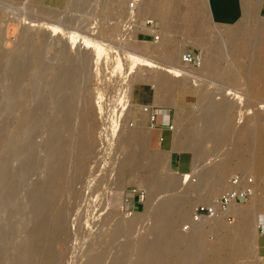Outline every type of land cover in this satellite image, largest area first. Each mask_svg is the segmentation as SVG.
<instances>
[{
    "label": "rangeland",
    "instance_id": "374dc122",
    "mask_svg": "<svg viewBox=\"0 0 264 264\" xmlns=\"http://www.w3.org/2000/svg\"><path fill=\"white\" fill-rule=\"evenodd\" d=\"M129 1L0 0V264L33 262L28 251L34 246L43 254L36 264H82L92 252L101 251L103 247H108L110 252H103L105 258L101 264H107L110 258L120 255L122 264L132 263L135 253L125 252L136 240L151 237L147 228L152 223L135 226L128 235L126 233L123 243L117 242L123 236L109 244V241L106 243L100 239V234L115 230L113 216L136 221L145 216L149 202L160 203L168 192L153 190V172L149 164H126L127 153L122 145L126 140L124 137L130 132L141 135L146 133L143 135L144 142L141 139V152L148 161L157 155L161 157L162 165L157 167L160 177H176L180 187H187L186 197L190 201L187 219L178 223L176 239L184 235L195 236V240L189 247L175 242L172 244L173 249L184 252L191 248L190 251L197 254V264H202L203 260L210 262L217 256L226 257L223 264H264V178L253 169L244 172L234 168L223 178V183L226 181L227 184L229 177L236 172L254 177L258 210L255 215L251 214L247 233L239 231L244 220L235 209H251L254 203L252 197L232 206L235 216L230 222L205 219L200 222L203 232L192 233V226L188 231L183 230V225L189 222L194 205L213 201L224 188L221 186L213 198L199 197L200 190L196 188L201 179V169L197 166L204 167L210 163V154L200 150L196 155L198 165L193 167L195 161L189 149L199 144L209 131L208 123L203 119L201 121V117L208 116L207 112L213 105L215 107L226 102L241 107L240 117L249 119L247 129L255 127L252 133L255 134L254 140L250 146L247 145L244 159L248 165L255 161L252 153L253 147L258 145L257 124L264 120V79L248 72L252 69L251 56L263 39L252 41L248 45L249 54L243 57L234 52L222 34L217 33L220 25L242 27V17L238 21L219 24L210 20L204 0H197L195 9L191 7V0H170L166 22L162 23L156 13L142 10V0H137L135 6H130ZM215 1L210 0V3L211 8L217 12ZM129 12L132 15L127 24ZM257 12L255 23L264 24V9L260 4ZM199 18L205 25L210 42L221 41L222 53L217 57V64L226 69L227 73L202 74L201 67L194 72L181 73L178 70L177 65H182L180 55L185 49L198 52L203 64L208 45L201 47L189 37L192 25ZM150 19L153 24L147 26L146 20ZM139 30L151 32L152 36ZM153 34H157L158 39ZM166 35H170L171 40L167 43L168 50L177 55L174 62L171 60L174 65L170 61L167 63L162 54L152 50ZM157 71H165L170 75L175 71L176 75L181 74L180 78L189 79L183 78L186 82L176 85L186 84L197 89L196 106L188 110L179 108L181 119H177L175 113L173 130L168 128L170 132L166 131V134L169 133V140L162 146L147 137L155 136L148 112L144 111L146 115H142L141 107L146 103L139 98L134 100V104L131 101L133 85L148 81L154 86L156 94L164 98L163 102L157 95L159 101H162L160 104L170 102L173 95L168 97L165 89H172L169 94H173L176 85L165 86L164 91H158V83L150 78V74ZM187 72L192 73H188L187 77ZM63 111L71 115L70 128H73V143L68 150L69 164L66 162L64 165L59 163L62 157L58 153L54 154L57 152L56 143L61 139V130L57 129L59 119L69 117ZM82 118H89L87 124H94L95 141L91 152L81 162L75 159L78 155L76 140H80L82 134L79 124ZM177 127L185 130L184 137L180 139L174 136ZM164 138H168L165 133L161 141ZM181 139L187 148L179 144ZM175 150L189 152V170L179 171L172 165ZM230 161L235 163L236 159ZM188 164V157L181 156L178 167L181 169ZM60 170L65 172L67 178L65 187L55 196L45 197L50 177ZM78 182L82 195L75 200V185L79 188ZM133 186L143 188L146 192L143 206L135 204L134 210L127 208L124 200L126 188ZM58 215L65 219L61 231L64 235L58 240H51L57 235V231H54ZM100 217H104L106 223L102 222L103 219L99 220ZM200 223L194 226L200 227ZM214 223H219V232L212 228ZM235 229L238 231L232 233ZM232 249L241 253L239 257L233 259L230 252ZM51 252L55 254L53 261L47 258Z\"/></svg>",
    "mask_w": 264,
    "mask_h": 264
},
{
    "label": "bare ground",
    "instance_id": "6f19581e",
    "mask_svg": "<svg viewBox=\"0 0 264 264\" xmlns=\"http://www.w3.org/2000/svg\"><path fill=\"white\" fill-rule=\"evenodd\" d=\"M262 1L263 0H241L242 18L244 21V24L242 25V27H240V26L228 27V26L220 25L217 28V33L222 34L225 41L227 40V43L230 46H232L234 52H236L237 55H240V56L243 55V57L245 55L247 56L249 54L248 53V47H249L248 45L251 44L252 41H255L259 38L263 39V42L259 44L258 48L256 47L257 49H256V52L253 53L254 55L251 56L253 58V59L251 58L252 69H250V71L249 72L247 71V72L250 73L251 75L253 74L252 76L257 75L259 78L264 79V24L262 23V24L257 25L255 23L256 22L255 21L256 16L258 15L257 8H258L259 4L260 5L262 4ZM204 2H205V6L207 9L208 15H209L207 1L204 0ZM196 3H197V0H191V7L193 9H195ZM141 8L144 12L156 13L161 18L162 23H165L166 22V14H167L168 9L170 8V0H142ZM209 18L211 21H213L212 18L210 17V15H209ZM214 22H216V21H214ZM219 24H225V23H219ZM146 25L150 26V24H147V23H146ZM144 30H146V29H144ZM149 30L151 31V29H149ZM165 30L170 31L169 29H165ZM161 31L163 32V30H161ZM189 33H190L189 37H191L201 47L204 45H206V47H207V45H208V47H207L208 52L205 50L206 52L204 53L205 54L204 59L202 58L203 64H202L201 58H200V63L198 65L184 63L182 61L181 55H180V59H181L180 62L182 65H180V66L177 65L178 70L181 73H184L186 71L194 72V70H197L201 67L200 72L202 74L204 72L205 73H215V72H217V73L218 72L219 73L226 72L227 73L226 69L219 67V65L217 64V57L219 55H221V53H222L221 41L216 40V41L210 42V39L208 38L209 36L207 34L205 25L203 24V22L201 21L200 18L198 20H196L195 23L192 25V28L190 29ZM161 34L163 35V33H161ZM166 34H168V33H166ZM169 36L166 35L165 39H163V37H162L161 38L162 39V41H161L162 45H160L161 43H159V45L156 46L152 50L154 51V53L162 54L167 59L166 60L167 63L170 61L169 63L171 64V60L173 61V59H175L176 54H174L171 50H168V48H167V43L171 42ZM156 39H158V38H156ZM208 43H210V44H208ZM202 56H203V54H202ZM240 56H238V57H240ZM75 60H78V59H75ZM242 64H243V62H242ZM239 65H241V64L239 63ZM240 67H242V66H240ZM157 68H159V67L157 66ZM161 70H162V68H161ZM200 72H198V73H200ZM228 72H230V71H228ZM61 73H63V72H61ZM171 73H172V75L165 73V71H161V72L157 71L155 73L152 72L150 74L151 80L156 81L155 83H158V85H157L158 87H156V89L158 91H160L161 89L162 90L165 89V86L173 87L174 85H176L178 83H184V82H186L185 80H189L188 78L185 79L186 77L185 78L183 77L185 79V80H183V78H180L181 74L176 75L175 71H173ZM188 73L189 72H187L185 75H187ZM191 73H189V74H191ZM195 73H197V71ZM182 75L185 76L184 74H182ZM187 77H188V75H187ZM167 82H169V83H167ZM196 82H194V83H196ZM164 83H165V85H163ZM171 90L172 89H168V88L165 89L166 95L168 97L173 95V94H169V92H171ZM159 97L161 98V96H159ZM164 97L167 99L166 96H164ZM161 99H163V102H164V98H161ZM161 99L159 101V98H157V100L159 102H162ZM170 99H172V97ZM166 102H169V101H166ZM141 108L143 109L142 115L144 117V114H145L144 111H147V110H145V106H142ZM235 109H236V112H235ZM240 109H241L240 106H238V105L235 106L234 104L233 105L227 104L226 102L225 103L223 102L220 105L217 104V105H215V107L213 105V107H211V109H209L207 112L208 116L201 117V121L203 119L204 121L206 120V122L208 123L209 128H210V129L208 128L209 131L206 132V135L204 134V137L199 144H195L193 146L191 145L192 148L188 146L189 149H191L193 152V159L195 161V163L193 162L194 164H192V165H194L193 167H196V165H198L197 164L198 162H196L198 156L196 157V155L200 150H206L210 154V161H211L210 163H208L207 165L205 164L204 167L201 165L197 166L198 168L200 167L199 169H201L200 170L201 171V175H200L201 179H199V185L197 186L196 190H198V189L200 190L199 197H202L203 199H206L209 197L210 198L215 197L217 195V193L219 192L220 187L226 186V181L223 183V178L225 177V175L227 173L231 172V170H233L234 168H237L239 171H244V172L253 169V170L257 171L258 174L260 176H263V178H264V123H263L264 120L260 121V123L257 124L258 145L255 146V148L253 147L254 152L252 153L254 158H255V161L253 164L248 165V162L244 159V153L246 151L247 145L250 146V144H252V142L254 140L255 134H252V133L254 132L255 127H254V129L252 128L253 130L247 129V127L249 126L248 125L249 119L244 118V116L240 117V115H239ZM177 111L178 112H176V116H177V119L180 120L181 116L179 114V109H177ZM63 112H65V111H63ZM159 112L160 111L157 110V114H159ZM65 113L66 114H64V115H67V116L70 115V114H67V112H65ZM237 114H238V116L236 117ZM70 116L67 117V119H63V120H62V117H60L61 118V119H59L60 125L59 124L55 125V126L59 125V126H57L58 127L57 129H59L61 131H59L60 133L58 131L57 132L59 133V135L61 134L60 135L61 139H59L60 141L58 140L59 143L56 140L58 143V144L56 143L57 150H55V149L54 150L57 152H55L54 154L57 155V153H58L59 154L58 156L62 157V158L60 157L61 161L59 162V163H62V165H64V163H66V162L69 164L68 153L70 151L68 152V150L70 149V147L73 143V135L71 132V130L73 128L72 129L70 128V120H71ZM66 117L64 116L63 118H66ZM73 117H74V115H73ZM85 117L86 116H84V118ZM146 117L147 116H145L144 119H146ZM148 117H149V115H148ZM84 118H82L81 123H79V124H81L80 129H81V132L83 135L82 134L80 135L81 136L80 140L79 139L76 140V141H78V143H77L78 151L76 149V152H78V155H77L75 160H80L81 162L86 157V155L91 152L93 142L95 141V139H94L95 129L92 127L94 124L93 125H91L90 123L87 124V121L89 120V118H86V119H84ZM90 121L91 122L93 121V116H92ZM193 121L195 122L196 119H194ZM237 122L239 124H237ZM139 124H143V123L139 122ZM85 126H87V128H88L87 130L85 129L86 128ZM151 126L153 127L152 124H151ZM83 129L85 130L84 132L82 131ZM141 129L139 131H142ZM148 129L150 130V126L148 127ZM170 129L173 130L172 127ZM76 132H78V131H76ZM167 132H170V131H167ZM184 132H185V130H180L177 127L176 133L174 136L177 137V139H180V138L184 137ZM137 133L138 132H135V133L130 132L129 134L126 135L127 138H126V136L124 137L126 139L125 140L126 142L124 141V143L122 145L123 146L122 149L124 150V148H125L126 149L125 151L127 153V158H126L127 161H125V162H126V164H127V162L128 163L131 162V163H134L135 165L142 164L144 166L149 164V166H151V170L153 172V177H152L153 190L155 192L159 191V190H166L168 192L167 193L168 195L160 203H154L152 201L149 202L148 205L146 206V209H145V211L147 210L146 214H144L145 216H142L140 219H137L136 221L134 219H126L123 217L121 218L119 216H113V218H115V223H116L115 230L113 232L107 233L105 235L100 234V236H101L100 239L104 240L106 243H108V241H109V244H110L113 241H116L120 236H123L121 241L119 239L117 241V242L123 243L126 239V236L128 235V232L131 231L135 226H138L139 224H147V223L149 224V222H150V223H152V225H151V227H148L147 229L150 232L151 237L148 236L146 238L136 240L135 242H133L132 244H130L128 246V248L125 252L128 254L132 253V252L135 253V254H133L134 259H133L131 264H197V259H196L197 254L195 251H190L191 248H188L187 251L185 250L184 252H179V251L175 250V248L174 249L172 248V244H174L175 242L185 244L187 247H189V246H192V244H194L192 242H194L193 240H195V236L186 237L184 235L181 236L179 239H176V234L178 232V223L181 220L187 219V213H188L187 207L189 206V202H190L186 197L185 191H186L187 187H186V185L184 187H180L179 182H178L179 180H177L176 177L175 178L172 176L160 177V175L158 174L157 167H159V165H162V163L160 162L161 157L157 155L155 157H152L154 160H152V158H150V160L148 161L147 157L143 156L144 154L141 152V139L144 142V136L143 135L146 133H143L142 135L137 134ZM164 133L165 132H163V134ZM166 133H165V137H166V135L169 134V133L168 134H166ZM59 135L57 134V136L60 138ZM57 136H56V138H58ZM154 136H155V134H154ZM147 137H149L150 140L152 139V137L150 135H148ZM167 137H168L167 138V142H168L169 135ZM160 140H161V137H160ZM117 141H116V145H118L120 147V145L118 143L119 141L118 142ZM206 143H209V145H207ZM177 144H175V145H177ZM179 144L184 146L185 141L181 139V140H179ZM142 145H143V143H142ZM184 147L187 148V146H184ZM232 159H236V162L235 163L231 162L230 160H232ZM203 168L205 169L206 172L203 171ZM60 171L61 172H58L57 174H53V176L50 177V181L48 180L49 183L46 185V188H45V197L49 198L51 196H55L58 193V191L62 189V187H65L67 178L65 179V172L62 170H60ZM75 176H76V174H75ZM66 177H68V176H66ZM210 177H213V178L210 180ZM253 179H254V177H253ZM78 181H80V179H78ZM76 183L77 182H75V184ZM78 185H79V182H78ZM205 185H208V186L205 187ZM75 186H76V188H75L76 192H75L74 199L76 200L77 198L79 199L81 197V195H82L81 189L82 188L80 187V185L78 186L79 188H77V185H75ZM256 193H257L256 192V185H255V180H254V190L250 194V196L245 200V201H247L249 198L252 197V199L254 200V203L252 204L251 209L240 208V207H236V209H235V211L238 210L237 215H239L240 218L241 219L243 218V220H244V222L239 227L240 232L247 233V231L249 229L248 228V223L250 221L249 219L252 218L251 214L255 215L257 213L258 209L256 207L257 206V200H256L257 194ZM245 201H243V200H241L240 202H234L233 201L229 204L228 212L230 214H232L233 218H234L235 214L232 210V206L240 204V203L245 202ZM52 213H53V211H52ZM63 217L65 218L66 216H63ZM49 218H50V216H49ZM102 219H103V221H102ZM104 219H105L104 217L99 218V220H101L103 223L106 221V219L105 220ZM205 219L206 220L207 219H216V220L220 219V220L228 221V222L232 221V220H228L226 217H219V216L213 217V218H205ZM205 219L203 218L198 222L190 223L188 225V228L187 229L183 228V230L188 231L190 229V227L192 226V228H193L191 231L192 233H201V232H203L202 231L203 229L201 227L202 225L200 222L202 220H205ZM49 220H51V219H49ZM57 220H58V224L56 225V229L54 231V232L57 231V235L55 234L56 236L54 235L51 240H58L61 238V235H64V234H62L61 231L63 230V223H64L63 221L65 219L63 220L62 216L58 215ZM199 223H200V227L194 226V225H198ZM52 224H51V226H52ZM143 226H145V225H143ZM212 228L214 230L218 231L220 228L219 223L218 224L214 223ZM237 231L238 230L235 229L232 231V233L233 232L236 233ZM101 232L104 233L103 231H101ZM126 233H127V235H126ZM46 236L47 235H45V237ZM42 237H44L43 234H42ZM36 247L37 246L29 248L28 255L33 260V262H29V264H34V263L36 264L38 262V260H41V258L43 257L42 251H40ZM168 249H171L172 251H168ZM105 251L110 252V251H108V247H105V248L103 247V250H101V251L92 252L88 256V258L82 262V264H101L105 258V256L103 255L105 253ZM117 252L119 253V251H117ZM230 252H231L233 259L239 257V255L241 254L239 251H235V249L230 250ZM120 253H122V252H120ZM125 253L123 255H125ZM180 253H184L183 256L180 255ZM24 254H25V252H24ZM171 254L173 255V257H169V256H172ZM120 256H117L115 258H110L109 261L107 262V264H122L123 262H122V258ZM47 258L50 261H53L55 258L54 252L49 253L47 255ZM225 259H226V257L217 256L216 258L212 259V261H210V262L203 260L202 264H223Z\"/></svg>",
    "mask_w": 264,
    "mask_h": 264
},
{
    "label": "crops",
    "instance_id": "0c3cea01",
    "mask_svg": "<svg viewBox=\"0 0 264 264\" xmlns=\"http://www.w3.org/2000/svg\"><path fill=\"white\" fill-rule=\"evenodd\" d=\"M206 1L209 15L216 22L229 23L230 21L234 20L238 21L242 17L241 0H216L215 3L217 12L211 8L210 0ZM221 8L222 10H219ZM144 34L152 36V33L150 32H145ZM138 98L142 102L146 103V105L153 107V109L156 108V112L157 110L160 111L159 114H156L154 120L155 125H153V127L151 126V129H153L152 132L155 134V137L152 138L153 142H155L158 146H162V144L165 145V142H167V138H164V140L161 141L159 137L162 136L163 132L166 133V131H168L167 125L174 121L176 110L179 108L188 110L196 106L197 89L194 86L186 84L176 85L170 102L167 104H160L161 102L157 100V94L155 92L154 86L148 81L140 83L138 82L135 83L132 88V103L134 104V100ZM186 152L187 151L180 152L175 150L172 154V165H174L179 171H186L190 169L191 155L189 152ZM183 155L188 157L189 164L186 167L180 169L178 167L179 160Z\"/></svg>",
    "mask_w": 264,
    "mask_h": 264
},
{
    "label": "built area",
    "instance_id": "2783aa9c",
    "mask_svg": "<svg viewBox=\"0 0 264 264\" xmlns=\"http://www.w3.org/2000/svg\"><path fill=\"white\" fill-rule=\"evenodd\" d=\"M137 0H130L129 5L135 6ZM261 7L264 9V0L262 1ZM126 19V23L131 20L132 13L129 12ZM147 24L152 25L153 20H146ZM142 33L145 31L139 30ZM154 38H157V34H153ZM181 59L184 63L198 65L200 63V56L198 52L192 49H185L182 51ZM145 110L149 114V121L152 125H155L154 120L157 112L150 105H144ZM172 122H170L167 127H172ZM254 190V179L251 175L234 173L227 180L226 186L221 190L219 195L211 202H199L191 210L189 222L183 225L184 229L188 228L190 223H195L205 218L213 217H226L228 220H232L233 216L228 212V207L231 202H240L241 200H246ZM146 192L143 188L138 187H128L125 190L124 200L126 201V207L134 210V205L139 204L143 206Z\"/></svg>",
    "mask_w": 264,
    "mask_h": 264
},
{
    "label": "water",
    "instance_id": "95a60500",
    "mask_svg": "<svg viewBox=\"0 0 264 264\" xmlns=\"http://www.w3.org/2000/svg\"><path fill=\"white\" fill-rule=\"evenodd\" d=\"M212 20H213V18H212ZM214 21V20H213Z\"/></svg>",
    "mask_w": 264,
    "mask_h": 264
}]
</instances>
